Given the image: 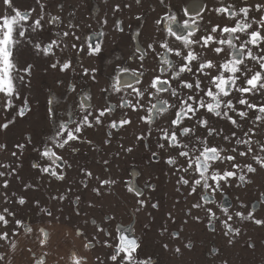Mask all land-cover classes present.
I'll use <instances>...</instances> for the list:
<instances>
[{
	"label": "snow or ice",
	"instance_id": "snow-or-ice-1",
	"mask_svg": "<svg viewBox=\"0 0 264 264\" xmlns=\"http://www.w3.org/2000/svg\"><path fill=\"white\" fill-rule=\"evenodd\" d=\"M52 3L53 0H35V6L22 10L14 6L13 0H3L4 9L0 11V113L4 114L5 120L0 123V132L32 111L24 90L32 86L35 65L28 61L21 63L16 55L19 48L29 47L34 56L46 59L48 67L54 71L77 74L73 59L62 54L69 47V37L74 41L81 39L76 35L79 24H65L63 4H58V14H54ZM135 3L139 5L141 0H135ZM159 3L164 5L165 0H159ZM36 7L40 13L34 16ZM130 8L131 4L123 5V9ZM123 9L119 3L111 9L114 28L120 33L125 31L123 20L115 14ZM181 13L182 21L178 19ZM207 13L220 19L205 25ZM70 16H75V12ZM143 18L142 15L135 17L137 21ZM162 21L163 32L159 27ZM98 23L101 31L96 35L101 37L100 42L93 44L89 37L86 47L72 43L71 49L77 56L86 54L91 58L101 54L105 35L102 28L108 23L107 17ZM155 25L156 35L145 40L143 46L135 47L124 65L114 69L110 88L101 90L106 96L109 92L118 96L116 103L109 97L104 105L93 104L90 91L84 89L78 93L76 81L72 79L67 91L76 93L77 99L70 107L66 105L57 110L55 95L49 93L48 139L34 142L27 136L24 142L13 145L11 156L19 161L24 152L31 149L35 154L31 168L41 176H48L50 181L63 182L66 170L71 169L72 164L60 152L70 150L75 154L79 152L77 145L95 148L87 133L97 129L105 130L103 144L111 145L114 136L132 127L135 120L141 127V131L134 134L135 140L145 144L150 152V163L163 158L176 176V191L182 193L185 200L196 197L185 215L199 223L202 217L192 213L194 210L203 212L206 227L215 233L219 226V231L232 244L242 231L236 226L237 221L264 227V217L257 218L256 215L257 208L264 206V191L257 190V198L251 205L237 197L235 209L230 202L218 204L215 200V195L225 194L226 189L247 188L253 184L251 176L264 171V0H239V3L237 0H213L212 7L207 6L206 0H185L179 11L167 4ZM46 32L48 37L43 39ZM140 36L141 31L137 29L133 39ZM58 51L61 57H57ZM150 56L154 62L145 72ZM128 62L138 63V68H129ZM78 75L82 80L88 78L98 82L97 69L85 67L83 61ZM56 84L64 86L65 81L58 79ZM153 136L155 151L152 150ZM219 139L223 143L213 142ZM118 147L117 157L121 152L130 154L135 149V145L119 144ZM7 150L8 144L0 143V152ZM45 161L47 163H42ZM109 163L107 159L102 160L105 175L94 174L88 167L80 166V186L88 190L94 181L91 191L97 197L103 195L102 189H112L117 180L111 176ZM21 167L18 162H0V189L3 190L0 191V205H5L0 206V228L12 226L11 232L0 231V241L8 245V251L0 253V264H12L21 235L31 238L37 245V250L27 249L31 256L28 264H48L52 255L47 250L52 236L49 229L53 222L71 225L66 235L74 232L81 240L79 247L71 243L63 255H58L56 264H90V253H97L92 264H158L154 254L146 251L143 238L136 235L131 222L125 225L113 215L105 214L99 222L91 218L92 231L89 232L88 220H84L83 227L79 223L73 224L71 215L61 220L50 207L35 200L34 207L39 213L37 222L18 218L17 210L11 206L13 201L23 206L28 200L15 192L10 195L8 189L13 177L19 179ZM23 186L25 191L37 187L32 183ZM125 187L131 198L133 215L148 207L151 197H145V191L156 190L150 181L143 187L126 181ZM182 189H186V194ZM72 191L73 186H69L63 193L50 195L49 199L62 204L70 200ZM70 202L74 206V215L80 217L81 197L76 195ZM159 206L158 202L151 203L153 209ZM88 207L95 205L89 202ZM167 218L175 223L171 212ZM166 231V227L161 229L162 233ZM181 232L182 229H177L170 235L174 240L180 239ZM162 247L169 250L167 243ZM185 247L191 248V241ZM249 247L255 245L249 244ZM101 248L107 250L103 255L98 254ZM172 251L180 254L181 249L176 247ZM214 251L218 253L219 249Z\"/></svg>",
	"mask_w": 264,
	"mask_h": 264
},
{
	"label": "rangeland",
	"instance_id": "rangeland-1",
	"mask_svg": "<svg viewBox=\"0 0 264 264\" xmlns=\"http://www.w3.org/2000/svg\"><path fill=\"white\" fill-rule=\"evenodd\" d=\"M255 2V0H250ZM119 3L123 9L124 4H131L130 9H123L122 12L116 13L115 16L123 20L124 33L115 30V18L112 13V6ZM207 6L212 7L213 0H206ZM239 3V0H237ZM16 7L26 10L35 6V0H13ZM58 4H63V19L65 24L77 23L79 29L76 35L81 37L79 41H74L72 37L68 38L69 47L62 54L73 59L76 68V75L72 72L67 74L54 71L48 67L46 59L37 58L33 55L29 47H21L17 50L16 55L23 64L24 61L31 62L35 65L32 74V86L24 90V94L29 97L31 113L24 118H19L14 125L4 132H0V143L8 144L7 152H0V162L12 161L20 163L22 167L18 169L19 179L13 177L8 189L9 194L15 192L17 195H23L28 202L19 206L13 201L12 207L17 210L18 218L31 219L35 224L38 211L34 207V201L39 200L43 206L50 207L55 216H59L61 220L71 215L72 223H79L84 226V220L89 221L88 231H92L91 218H95L98 222L107 215H113L117 221L123 222L134 228L137 236L143 238V244L148 253L154 254L158 260V264H264V227L256 226L250 222L240 224L237 221L236 226L242 228L241 234L237 236L232 244L228 243V239L219 231L213 233L206 227V219H203V212L193 211L192 215H200L202 222H196L191 217L185 215L190 205L196 200L191 197L185 200L182 193H178L175 188L176 176L173 175L169 167L163 162V158L156 163H150V152L144 143H137L135 135L141 131L138 122L134 120L133 126L122 131L119 135L114 136L111 145H104L105 130L97 129L87 133L89 139L95 143V148L88 145H77L79 152L71 154L70 150L60 152L72 164L71 169L66 170V180L63 182L52 179L48 176H41L36 170L31 168L34 153L31 149L25 151L22 159L16 161L11 156L13 145L16 142H24L27 136H31L33 141L47 140L50 134L49 123L46 119L47 100L49 93L55 95L57 101V110L64 109L65 106H71V102L76 101L77 94L67 91V87L72 79L77 84V92L84 89L90 91L92 103L96 105H104L109 97L112 103H116L119 99L114 93L109 92L106 96L101 90L110 88V77L114 75V69L117 65H124L130 52L137 46H143L145 40H149L156 35L157 26L155 20L159 19L166 11V5L171 4L174 9L179 11L185 4V0H165V4L161 5L159 0H141L137 5L135 0H53L51 11L58 14ZM3 0H0V11H3ZM75 12V16H70ZM40 9L36 7L35 15H39ZM142 15V21H137L135 17ZM107 17L108 23L103 26L102 30L105 35L102 38V52L99 56L89 58L86 54L77 56L75 51L71 49L72 43L87 46L89 37H92L93 44L100 42L101 37L96 35L101 31V25L98 21ZM178 19L183 20L182 13ZM220 18L213 13H207L205 16V25L208 22L216 23ZM226 22V21H225ZM163 32L164 22L159 26ZM140 29L141 36L133 39L135 31ZM63 29H61L62 31ZM48 33L44 34L43 39H47ZM160 50L159 48L157 49ZM57 57H61V53L57 52ZM89 68L97 69V81L92 82L88 78L83 80L78 73L80 72V62ZM153 58L148 57L145 64V72H148L153 65ZM131 69L138 68V63L128 62L127 65ZM58 79L65 81L64 86L56 84ZM19 103V102H18ZM5 116L0 113V123H3ZM225 127H227L225 125ZM214 143H223L222 139L213 141ZM119 144L125 147L135 145L132 153L126 154L121 152L120 156L115 153L119 151ZM152 150L155 151V136L152 137ZM98 149V150H97ZM109 160V168L113 179L117 180L116 185L112 189H102L103 195L97 197L91 191V187L95 186L93 181L89 189L85 190L79 184L81 174L80 166H86L94 172V174L105 175L103 171L102 160ZM239 159V158H238ZM42 163H47L42 162ZM59 171V169H58ZM253 184L247 188L233 187L231 190L226 189L225 194L217 193L215 200L218 204L221 202H230L233 209L237 205V197L245 203L252 204L258 195V191H264V171L251 176ZM135 183L137 186L143 187L146 181L155 184L154 192L145 191V197L150 196L151 199L148 207L139 214L133 215L131 207V198L126 192L125 182ZM24 183H32L36 185L35 190L25 191ZM69 186H73L72 197L76 195L81 197L80 210L81 216L76 217L73 212V205L70 200L64 203L52 201L49 196L52 194L63 193ZM0 191H3L0 189ZM186 194V189H182ZM2 200V197H0ZM179 201V203H177ZM91 202L94 208H89ZM159 203L158 209L151 208V203ZM5 206V205H0ZM226 206V204H225ZM62 210V212H61ZM249 209H242L247 212ZM171 212L175 223L167 218V214ZM220 213L218 212V215ZM257 218L264 217V206L257 208ZM44 219H47L44 217ZM187 220V223H185ZM113 222V226H114ZM147 226V227H146ZM167 231L162 233V228ZM12 226L8 229L0 228V231L11 232ZM71 225L53 222L49 229L52 232L49 250L52 255L48 260V264H56L58 255H63L71 243L80 246L81 240L75 237L74 232H69ZM177 229H182L180 239H172L170 233ZM100 239H103L101 236ZM191 241L192 247L187 248L185 245ZM167 243L169 250H165L162 245ZM249 244L255 247H249ZM18 248L12 256V264H28L31 256L27 251L28 248L37 250L35 241L31 238H25L21 235L18 238ZM180 247V254H176L172 249ZM219 249V252H215ZM8 251V245L0 241V253ZM105 249H99L98 254L103 255ZM97 253H90V264L95 259Z\"/></svg>",
	"mask_w": 264,
	"mask_h": 264
}]
</instances>
